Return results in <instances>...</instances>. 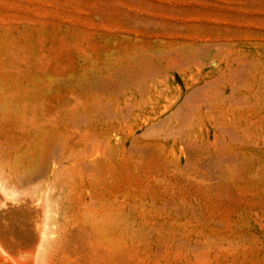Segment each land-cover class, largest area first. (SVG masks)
Here are the masks:
<instances>
[{
  "label": "rangeland",
  "instance_id": "374dc122",
  "mask_svg": "<svg viewBox=\"0 0 264 264\" xmlns=\"http://www.w3.org/2000/svg\"><path fill=\"white\" fill-rule=\"evenodd\" d=\"M198 45L264 66V0H0V187L11 188L12 167H42L41 151L72 146L78 130L121 142L106 174L79 179L68 203L103 205L129 224L105 227L102 239L83 225L47 233L39 264H264V153L246 162L233 147L227 170H188L179 146L148 132L164 100L106 85L132 59L161 69L167 53ZM177 71L165 77L181 85ZM103 116L119 117L113 132Z\"/></svg>",
  "mask_w": 264,
  "mask_h": 264
},
{
  "label": "bare ground",
  "instance_id": "6f19581e",
  "mask_svg": "<svg viewBox=\"0 0 264 264\" xmlns=\"http://www.w3.org/2000/svg\"><path fill=\"white\" fill-rule=\"evenodd\" d=\"M200 48L204 51L198 45L167 53L161 69L148 60L132 59L131 65L108 71L105 81L116 95L128 87L146 102L155 95L157 104L164 100L157 123L148 128L149 134L163 144L179 146L186 155L188 170L219 167L222 171L229 168L222 167L223 163H232L231 157L224 155L230 148L242 150L240 160L246 156L249 159L252 153H264V66L235 60L225 48L215 47L218 51L213 57ZM196 67L198 70L191 72ZM172 70H178L181 85L165 77ZM158 73L164 76L165 90L154 81ZM139 104L143 109L141 99ZM118 119L103 116L98 121L108 124L106 131L111 133ZM103 142L105 150L99 147ZM120 143L118 134L111 139L88 140L86 132L78 130L73 132L72 146H55L49 155L41 151L38 159L42 167L30 163L11 168V188L4 191L0 187V246L6 253V264H39L38 252L47 233L58 235L83 225L91 228L94 238L102 239L105 227L129 224L126 216L107 212L103 205L83 202L72 212L68 203L79 179L106 174L118 157ZM210 156L213 159L207 161ZM46 165L47 180H40Z\"/></svg>",
  "mask_w": 264,
  "mask_h": 264
}]
</instances>
